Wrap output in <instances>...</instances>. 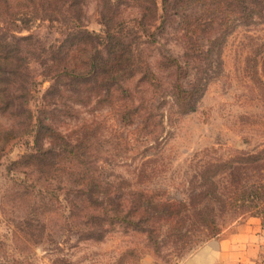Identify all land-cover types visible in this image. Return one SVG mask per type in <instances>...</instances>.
<instances>
[{
	"label": "rangeland",
	"instance_id": "rangeland-1",
	"mask_svg": "<svg viewBox=\"0 0 264 264\" xmlns=\"http://www.w3.org/2000/svg\"><path fill=\"white\" fill-rule=\"evenodd\" d=\"M79 5L78 23L43 18L38 4L22 8L27 21L17 28L0 13V36L34 38L22 45L33 49L29 130L8 141L18 119L0 110V264H181L227 242L237 264H264V53H251L264 23L235 21L189 39L161 0ZM81 31L94 34L84 49L104 57L118 43L114 85L51 76L50 55ZM176 83L196 88L191 108ZM53 154L64 167L54 177ZM83 179L101 202L100 221L83 217ZM113 213L126 219L112 222Z\"/></svg>",
	"mask_w": 264,
	"mask_h": 264
},
{
	"label": "trees",
	"instance_id": "trees-1",
	"mask_svg": "<svg viewBox=\"0 0 264 264\" xmlns=\"http://www.w3.org/2000/svg\"><path fill=\"white\" fill-rule=\"evenodd\" d=\"M161 3L163 5V11L165 10L167 13L168 9L171 8L173 9V14H177L182 22L179 29L189 39L196 37L200 33H208L211 32L210 30L213 32L217 28H223V25L228 27V24L235 21L242 20L246 26L264 23V0H161ZM36 4H38L40 11L36 10ZM79 4L80 0H0V13L8 14L9 21L16 28L18 27V22L24 24L27 21V18L18 17L24 15V12H27V10L22 9L24 6H27L29 11L35 9V12L39 16L46 19H56L60 13H63L69 17V20L74 21V23L77 21L78 23L82 15ZM193 5H195L197 12L192 14L190 13V9H194ZM215 24H217L216 27H214ZM105 26H109L108 22H105ZM93 35L89 31H83V33L81 31L75 37V42L73 41L64 52L59 51L58 55H50V66L53 67L51 76L53 78L59 79L61 76L73 82H87L89 80L97 82L102 80L103 82L112 81L111 84L114 85V82L119 78L118 75H121L118 73V70H114L118 64V61L115 60L118 43H111L109 53L112 55V58L108 56L104 57L102 56L100 48L97 46L90 45L88 51L83 47L84 39L91 36L94 37ZM106 39H111V41L114 39L109 30H106ZM80 40L82 41V46L80 45L78 47L76 44ZM24 41L30 44L32 42L33 45L34 38L32 36H17L14 33L0 36V110L6 111L9 117L14 120L17 118V122L19 123L6 131L8 141L14 136L28 131L32 122V116L27 108V102L31 98L30 89L34 81H32V77L26 72L29 67L26 55L30 54L33 49L32 47L23 48ZM255 45L251 49L254 58L256 56H262L264 53V38ZM79 59L82 61L80 69L76 66V64L79 65ZM74 61L76 62L74 63ZM177 67L179 68L178 65ZM104 90L108 93L110 88L104 87ZM195 90V87L187 89L180 83H176L175 96L179 102L187 106V108H191ZM69 154H73L72 149ZM250 157L252 159L255 158V156ZM53 158L56 160L53 163L54 177L55 172L62 171L61 169L64 167L58 163L57 154H53ZM255 160L256 158L253 161ZM83 180L84 183L80 185L82 188L86 183L85 179ZM77 196L81 197L78 199L81 203L84 202L85 208H89L82 213L83 217H86L91 223L97 220L100 221V213L94 212V210L100 209L101 202L97 201V197H94L96 195L92 188L85 186L77 192ZM90 204L94 205L93 208H90ZM70 213L77 214L73 208ZM173 213L172 211L171 214ZM107 218L112 222L120 218L126 219L125 215L120 217L116 213L107 215ZM201 219L205 225L213 229V235L218 234L219 230L213 225V220H206L205 217Z\"/></svg>",
	"mask_w": 264,
	"mask_h": 264
},
{
	"label": "crops",
	"instance_id": "crops-1",
	"mask_svg": "<svg viewBox=\"0 0 264 264\" xmlns=\"http://www.w3.org/2000/svg\"><path fill=\"white\" fill-rule=\"evenodd\" d=\"M235 247L228 242L218 245L207 243L189 255L181 264H209V253H211L214 264H237L238 257Z\"/></svg>",
	"mask_w": 264,
	"mask_h": 264
},
{
	"label": "clouds",
	"instance_id": "clouds-1",
	"mask_svg": "<svg viewBox=\"0 0 264 264\" xmlns=\"http://www.w3.org/2000/svg\"><path fill=\"white\" fill-rule=\"evenodd\" d=\"M209 264H214V260H213V258L211 257V253H209Z\"/></svg>",
	"mask_w": 264,
	"mask_h": 264
}]
</instances>
